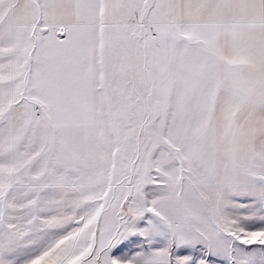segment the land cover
I'll return each mask as SVG.
<instances>
[{
  "label": "snow or ice",
  "instance_id": "6c2138e0",
  "mask_svg": "<svg viewBox=\"0 0 264 264\" xmlns=\"http://www.w3.org/2000/svg\"><path fill=\"white\" fill-rule=\"evenodd\" d=\"M0 264H264V0H0Z\"/></svg>",
  "mask_w": 264,
  "mask_h": 264
}]
</instances>
